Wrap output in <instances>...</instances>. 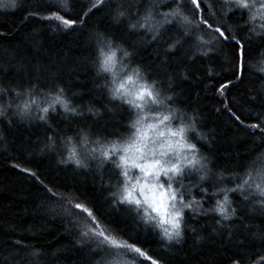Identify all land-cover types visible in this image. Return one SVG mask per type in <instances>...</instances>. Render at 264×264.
I'll use <instances>...</instances> for the list:
<instances>
[{"label": "trees", "instance_id": "16d2710c", "mask_svg": "<svg viewBox=\"0 0 264 264\" xmlns=\"http://www.w3.org/2000/svg\"><path fill=\"white\" fill-rule=\"evenodd\" d=\"M122 2L127 6L128 0H107L99 10L88 15L84 25L78 22L72 29H64L58 27L59 21L25 19L38 7L42 8L40 15H48L49 7L56 11L57 0H17L15 8L9 6L8 0H0V33L3 34L0 35V84L31 80L44 87L55 76L56 82L66 88L72 104L79 106L83 115L65 119L62 110L58 109L49 116L53 128L68 135L78 127H90L94 133L109 137L125 132L128 114L119 106V101L110 102L107 93L97 87V84H103V79L97 77L90 62L94 45L91 34L104 31L134 52L133 66L142 65L150 72V78L161 81L165 89L171 83L175 106L195 114L199 130L207 134L208 142L198 141L197 144L210 158L214 169H242L264 153V133L240 125L224 108L228 104L242 117L245 125L264 120V94H259L262 81L257 71L264 59L260 55L264 49L256 47L259 41H251L248 50V63L257 67L245 71L244 78L234 86L229 85L221 95L220 85L235 79L229 63L233 44H214L215 50L207 56L189 50L186 44L170 53L167 64H162L165 57L159 44H148L140 36L129 33L127 21L122 24L113 21L112 10ZM134 2L140 3L142 8L148 6V0ZM221 4L222 0H216L217 8ZM89 6L88 0H69L68 10L60 14L79 20ZM161 10L167 9L162 7ZM186 11H193L190 0H187ZM238 17L239 12H236L225 23L230 27L242 24ZM239 35L245 38L247 29ZM204 39L211 37L204 34ZM189 56L192 59H188ZM185 71L189 73L188 79L182 78ZM252 96L257 97L254 102H250ZM7 101L5 95L0 104ZM89 107L98 110L100 115L93 116L87 111ZM9 119L13 121L11 125ZM51 134L48 126L37 120L35 114L21 120L9 110L6 117H0V264H97L103 255L95 243L78 242L82 227L89 223L86 214L70 208L58 197H51L37 178L14 167L17 164L36 172L39 180L57 193L77 197L75 202L92 209L100 223L112 230L110 234H116L118 240L136 243L162 264H233L235 260L250 264L264 256V241L255 238L256 234L264 232V215L259 210L251 212L239 193L231 198L235 202L233 206L245 217L243 224L234 219L231 223L225 221V227L221 228L210 216L194 217L187 212L188 229L184 239L178 244H168L161 239L158 230L153 231L151 226L143 223L134 208L113 204L110 192L115 188H110L109 182L115 184L116 174L111 164L100 168L99 161H90L89 168L78 169L72 164L59 163L60 150L41 151L46 143L45 136ZM195 180V177L186 179L185 183L191 184ZM204 186L212 190L210 183ZM228 186L233 185L229 183ZM192 195L200 198L196 188L192 189ZM214 202V199L210 200L204 207L208 208ZM193 228L195 232H192ZM15 240H21L27 246L19 249L18 255L11 243ZM32 251L39 255L32 257L29 255ZM125 259L129 264L133 261L134 264H150L131 253Z\"/></svg>", "mask_w": 264, "mask_h": 264}, {"label": "snow or ice", "instance_id": "6c2138e0", "mask_svg": "<svg viewBox=\"0 0 264 264\" xmlns=\"http://www.w3.org/2000/svg\"><path fill=\"white\" fill-rule=\"evenodd\" d=\"M88 2L90 6L83 10L79 20L60 14L68 10L69 0H57L56 11L49 7L48 15H40L42 8L38 7L25 19L55 20L59 21L58 27L72 29L78 22L84 25L88 15L93 10H99L107 0ZM8 3L13 8L17 6V0H8ZM186 3L187 0H148V6L142 8L140 3L128 0L127 6L122 2L112 10V19L117 24L127 21L128 32L140 36L142 41L159 44L165 57L161 63L165 65L169 54L186 44L189 50H195L202 56L214 51V44H233L229 63L235 79L220 85L218 91L223 95L229 85L234 86L244 78L245 71L257 67L248 63V50L251 41H259L256 47L264 49V0H222L219 8L216 7V0H208L207 3L205 0H190L192 12L186 11ZM162 7L167 10H161ZM236 12H239L238 18L243 23L230 27L225 21ZM245 29L247 36L241 38L239 34ZM204 34L210 35L211 39L205 40ZM91 38L94 45L90 62L96 69L97 77L103 79V84H97V87L107 93L110 102L119 101V106L127 112L125 132L113 133L109 137L94 133L90 127H78L68 135L53 128L49 116L58 109L62 110L65 119L83 115L81 108L72 104L66 88L56 82L55 76L44 87L31 80L27 83L0 84V99L8 96L7 103L0 104V117H6L9 110L21 120L30 119L35 114V118L46 124L52 133L45 136L46 143L41 151L60 150L59 163L72 164L78 169L89 168L90 161H99L100 168L111 164L116 174L115 184L109 182V187L115 188L110 192L113 204L134 208L143 223L151 226L153 231L158 230L161 239L168 244H178L184 239L188 229L187 212L194 217L210 216L221 228L225 227V221L231 223L234 219L243 224L245 217L240 209L233 206L235 202L231 198L237 193L251 212L259 210L264 215V153L242 169H214L210 158L201 152L197 144L198 141L208 142V136L199 130L195 114L175 106L171 83L165 89L161 81L150 78V72L142 65L133 66L134 52L129 51L124 43L116 42L108 33L97 30ZM260 55L264 57V52ZM260 65L257 69L262 81L259 94H264V59ZM188 77L189 73L185 71L182 78ZM256 99L252 96L250 102ZM224 108L240 125L264 133L261 126L264 120L245 125L242 117L228 104ZM87 111L93 116L100 115L92 107ZM8 123L11 125L13 121L9 119ZM14 167L37 178L51 197H58L70 208L86 214L89 223L82 227L78 242L95 243L96 249L103 253L97 264H129L125 259L129 253L150 261V264H162L160 259L148 255L136 243L118 240L116 234H110L112 230L100 223L92 209L75 202L77 197L70 193H57L28 168L18 164ZM193 177L196 178L194 183H185L186 179ZM209 183L211 191L204 186ZM229 183L233 186L229 187ZM193 188L198 189L199 199L192 195ZM213 199L214 204L205 208L204 204ZM195 231L193 228L192 232ZM229 235H232L230 227ZM255 238L264 241V232L256 234ZM11 243L17 249V255L19 249L27 247L21 240ZM29 255L36 257L39 253L32 251ZM233 264L242 262L235 260ZM250 264H264V256L250 261Z\"/></svg>", "mask_w": 264, "mask_h": 264}, {"label": "rangeland", "instance_id": "374dc122", "mask_svg": "<svg viewBox=\"0 0 264 264\" xmlns=\"http://www.w3.org/2000/svg\"><path fill=\"white\" fill-rule=\"evenodd\" d=\"M132 171H133V172H136V170H135V169H133ZM137 174H138V173H137Z\"/></svg>", "mask_w": 264, "mask_h": 264}]
</instances>
